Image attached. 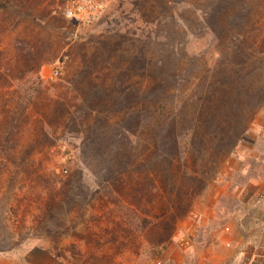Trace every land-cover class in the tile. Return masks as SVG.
Masks as SVG:
<instances>
[{"label":"rangeland","instance_id":"obj_1","mask_svg":"<svg viewBox=\"0 0 264 264\" xmlns=\"http://www.w3.org/2000/svg\"><path fill=\"white\" fill-rule=\"evenodd\" d=\"M67 2L0 0V264H264V0Z\"/></svg>","mask_w":264,"mask_h":264},{"label":"trees","instance_id":"obj_2","mask_svg":"<svg viewBox=\"0 0 264 264\" xmlns=\"http://www.w3.org/2000/svg\"><path fill=\"white\" fill-rule=\"evenodd\" d=\"M139 8H141L139 12V19L141 18L147 22L151 21L152 14L149 11H144L142 5H139ZM153 21H155V19ZM119 32L120 31L118 30L113 33L114 37H112L108 43L111 45V49L110 52L106 53V58L109 59L113 54H115L119 57L121 56L123 59H126L128 63L122 70L116 72L113 83L105 90V95L107 94L109 98L113 99L115 98V94L118 92L126 95L129 94L130 90L133 91L135 89V85L139 83V80H135L134 83V75L139 76L144 74V70L147 71V68L149 67V61H145V52L143 47L139 48V42H137V39L139 40L140 37L136 34L137 31L132 33L130 31L124 33ZM102 96H104V94H102Z\"/></svg>","mask_w":264,"mask_h":264},{"label":"built area","instance_id":"obj_3","mask_svg":"<svg viewBox=\"0 0 264 264\" xmlns=\"http://www.w3.org/2000/svg\"><path fill=\"white\" fill-rule=\"evenodd\" d=\"M107 0H68L64 8L67 18L87 26L92 24L107 8ZM60 67L53 69L54 74H60Z\"/></svg>","mask_w":264,"mask_h":264}]
</instances>
